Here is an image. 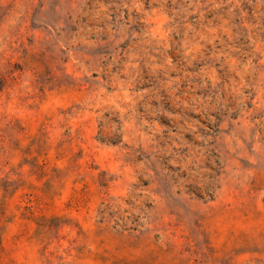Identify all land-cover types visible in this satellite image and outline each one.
<instances>
[{
    "label": "rangeland",
    "instance_id": "rangeland-1",
    "mask_svg": "<svg viewBox=\"0 0 264 264\" xmlns=\"http://www.w3.org/2000/svg\"><path fill=\"white\" fill-rule=\"evenodd\" d=\"M0 264H264V0H0Z\"/></svg>",
    "mask_w": 264,
    "mask_h": 264
}]
</instances>
